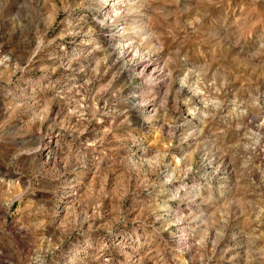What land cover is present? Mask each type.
Returning a JSON list of instances; mask_svg holds the SVG:
<instances>
[{
  "label": "rangeland",
  "instance_id": "obj_1",
  "mask_svg": "<svg viewBox=\"0 0 264 264\" xmlns=\"http://www.w3.org/2000/svg\"><path fill=\"white\" fill-rule=\"evenodd\" d=\"M0 264H264V0H0Z\"/></svg>",
  "mask_w": 264,
  "mask_h": 264
},
{
  "label": "bare ground",
  "instance_id": "obj_2",
  "mask_svg": "<svg viewBox=\"0 0 264 264\" xmlns=\"http://www.w3.org/2000/svg\"><path fill=\"white\" fill-rule=\"evenodd\" d=\"M81 46H82V43H81ZM190 93H191V91H190ZM193 94V93H192ZM198 96V95H197ZM128 257H130V256H128Z\"/></svg>",
  "mask_w": 264,
  "mask_h": 264
}]
</instances>
